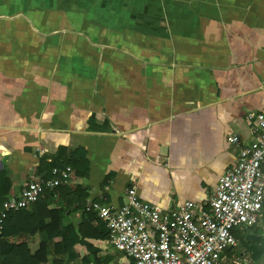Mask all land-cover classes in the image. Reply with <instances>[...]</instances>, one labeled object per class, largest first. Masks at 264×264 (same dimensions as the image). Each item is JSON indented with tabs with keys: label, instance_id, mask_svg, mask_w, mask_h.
<instances>
[{
	"label": "crops",
	"instance_id": "obj_1",
	"mask_svg": "<svg viewBox=\"0 0 264 264\" xmlns=\"http://www.w3.org/2000/svg\"><path fill=\"white\" fill-rule=\"evenodd\" d=\"M250 112H264V0H0V201L54 165L84 181L53 197L70 246L48 264H80L91 200L207 201L238 160L227 137L254 139ZM7 219L0 264L24 263L46 235Z\"/></svg>",
	"mask_w": 264,
	"mask_h": 264
},
{
	"label": "built area",
	"instance_id": "obj_2",
	"mask_svg": "<svg viewBox=\"0 0 264 264\" xmlns=\"http://www.w3.org/2000/svg\"><path fill=\"white\" fill-rule=\"evenodd\" d=\"M254 139L246 144L236 134L237 163L220 177L205 202L185 201L163 209L143 200L135 187L118 205L91 200L86 210L105 226L107 245L123 260L115 264H222L225 251L237 245L235 231L258 223L264 208V112L247 114ZM72 185V167L55 166L52 176L33 179L18 195L0 204V237L8 214L30 207L48 192Z\"/></svg>",
	"mask_w": 264,
	"mask_h": 264
},
{
	"label": "trees",
	"instance_id": "obj_3",
	"mask_svg": "<svg viewBox=\"0 0 264 264\" xmlns=\"http://www.w3.org/2000/svg\"><path fill=\"white\" fill-rule=\"evenodd\" d=\"M55 166L63 168L68 165L52 166L51 170L46 175V178L52 176V169ZM73 182L79 186L84 181L81 182L75 177V172L72 168V184ZM71 186L72 185L59 186L57 188V193L69 190ZM54 196V193L48 192L46 197L41 198L33 204L37 205L39 203H43V209H46V213L51 215L50 220L41 219L42 215L41 217L39 216V214L43 212L41 208L39 210L36 208L31 212L26 211V208H24L20 211H12L8 214L7 218H9L13 213H25L28 219H30V225L28 226L29 228L24 227V230L27 233L36 234L40 232L41 234L46 235L45 238H42L39 248L36 251H31L28 260H25L24 263L19 262L17 264H48V255L51 252H53L55 256L63 255L68 252L70 241L66 238L67 229L63 227V225H61V223H59L55 217L57 213L62 211L63 206L59 203V201H54ZM5 200L0 201V204L4 203ZM123 204H125V201ZM84 210L88 217H86V219L81 223L76 232L73 231L75 237V242L73 245L77 249L78 260L80 261V264H102L104 260L105 263H107L112 257H106L103 259L100 256L102 248L97 245L98 241H104L106 243L109 236L107 230L105 226L101 225V223H99L100 226L94 225L92 222L94 219V214L86 210V205L84 206ZM262 212V219L259 220L257 224L235 231L237 245L225 251L224 261L222 264H236L238 260L240 262L242 255L245 254L244 252H249L251 254L252 262L249 264H264V208ZM7 220L8 219H6L3 234L5 233ZM22 244H17L14 246L19 248L22 246ZM51 264L62 263L58 260H55Z\"/></svg>",
	"mask_w": 264,
	"mask_h": 264
},
{
	"label": "rangeland",
	"instance_id": "obj_4",
	"mask_svg": "<svg viewBox=\"0 0 264 264\" xmlns=\"http://www.w3.org/2000/svg\"><path fill=\"white\" fill-rule=\"evenodd\" d=\"M263 213V212H262ZM261 213V214H262ZM262 219V215L260 216V220ZM108 245H107V243H106V245H105V248H104V258L105 257H112L111 259V261H110V263H105V264H112L115 260H119V259H121V256H119V254L116 252V251H113V250H111V249H109L108 247H107ZM245 254H243L242 255V257H241V260H240V262H239V260H238V262L236 263V264H249V263H251L252 262V260H251V254L249 253V252H244ZM111 254L113 255V256H111ZM118 255V256H117ZM49 260L50 259H48V262H49ZM54 262V261H53ZM226 263H228V262H226Z\"/></svg>",
	"mask_w": 264,
	"mask_h": 264
}]
</instances>
